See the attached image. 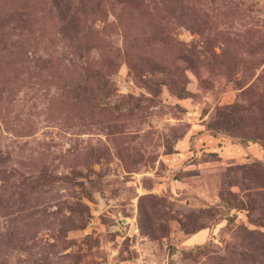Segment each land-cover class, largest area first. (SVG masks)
Returning <instances> with one entry per match:
<instances>
[{
    "label": "rangeland",
    "instance_id": "1",
    "mask_svg": "<svg viewBox=\"0 0 264 264\" xmlns=\"http://www.w3.org/2000/svg\"><path fill=\"white\" fill-rule=\"evenodd\" d=\"M0 264H264V0H0Z\"/></svg>",
    "mask_w": 264,
    "mask_h": 264
}]
</instances>
